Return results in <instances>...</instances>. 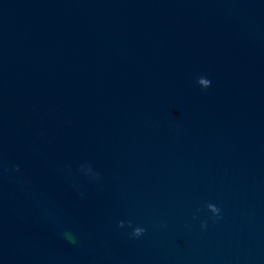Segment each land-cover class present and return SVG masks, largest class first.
<instances>
[{"label":"water","instance_id":"1","mask_svg":"<svg viewBox=\"0 0 264 264\" xmlns=\"http://www.w3.org/2000/svg\"><path fill=\"white\" fill-rule=\"evenodd\" d=\"M0 264H264V0H0Z\"/></svg>","mask_w":264,"mask_h":264}]
</instances>
